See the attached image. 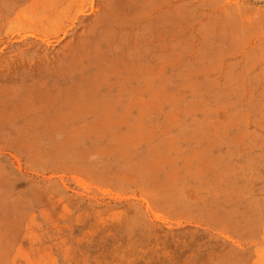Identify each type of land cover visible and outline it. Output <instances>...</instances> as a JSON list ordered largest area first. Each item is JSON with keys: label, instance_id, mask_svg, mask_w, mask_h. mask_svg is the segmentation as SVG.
I'll return each instance as SVG.
<instances>
[{"label": "rangeland", "instance_id": "1", "mask_svg": "<svg viewBox=\"0 0 264 264\" xmlns=\"http://www.w3.org/2000/svg\"><path fill=\"white\" fill-rule=\"evenodd\" d=\"M0 264H264V0H0Z\"/></svg>", "mask_w": 264, "mask_h": 264}]
</instances>
